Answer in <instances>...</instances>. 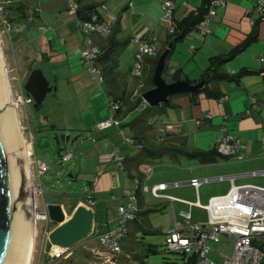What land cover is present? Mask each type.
Wrapping results in <instances>:
<instances>
[{
  "label": "crops",
  "instance_id": "crops-1",
  "mask_svg": "<svg viewBox=\"0 0 264 264\" xmlns=\"http://www.w3.org/2000/svg\"><path fill=\"white\" fill-rule=\"evenodd\" d=\"M73 1L78 8L95 6L101 20L108 22L109 38L93 36L92 43L99 50L104 48L108 41L117 44L113 53L117 55V63L123 56V75L118 77L113 69L111 76L104 77L102 82H99L96 75L91 78L80 64L78 57L79 51L84 47L83 35L75 15L67 10V0H26L31 6L28 8L26 21L31 23L29 19L32 15L42 20L39 28L43 30L38 28L39 35L36 40L40 44L38 48L45 50L48 56L41 54V61L44 57L47 61L45 64L52 69L51 75L56 76H51L53 85L57 86L51 108H56L59 103L60 117L76 114V121L67 128L69 130H65L68 132L59 130V127V132L53 129L57 133L67 135L69 140L71 137L73 142L66 145L71 147V160H76L74 179L82 184L83 194L92 193L93 205L89 209L94 215L92 235L95 240L94 248L90 249L91 254H99L96 238L101 231L115 225V209L124 202L121 193L124 190H133L134 178L142 180L146 189L147 180V183L153 180L151 186L168 185L162 194L175 199H152L153 201L149 202L144 199L138 202L136 199L135 220L141 212L139 207L143 211L140 215H159L162 219L171 214L177 217L178 211H188L190 226L204 225L206 213L189 204L197 203L199 207H203L209 199L224 195L230 185L264 188V177L251 175L264 171V149H260L258 142L264 135V81L258 74V60L264 54V19L259 20L254 13V0H218L223 6L214 9V16L207 27L201 30L197 26L181 42L174 45L166 59L164 74L167 78L179 73L181 80L197 83L208 67V60L225 55L241 44L251 32L252 25L256 23V39L222 66V72L234 77V80H211L207 83L209 91L216 96L206 98L199 94L192 102L187 96L175 95L169 99L167 107L144 119V124H141L142 118L138 116L147 106L141 103L137 109L139 115L127 121L129 114H124L116 118L118 127L107 129L97 126L111 116L106 104L116 100L122 91L132 95V90L136 87L137 81L129 79L128 71L137 44L152 37L155 39L156 49L159 45V49H155L156 54H160L166 48L163 43L167 25L161 21L160 0ZM170 1L173 6V23L195 11L201 3V0ZM15 29L20 35V27ZM19 35L16 36L19 37L17 42L20 44L22 37ZM31 43L36 48L34 41ZM57 55H60V58L57 59ZM150 63L151 58L144 59L145 66L142 71L145 75L149 72ZM62 73L67 77L66 85L61 80ZM134 98L136 97L132 96L130 100ZM206 115H209V118H206ZM122 138L131 139L132 144H123ZM224 138H229V142L236 147L234 157L222 158L217 155L211 162L200 163L184 155L214 151L216 141ZM150 145L160 149L162 156L138 161L141 157L140 147ZM113 148H117L123 158V171L115 168L110 160ZM148 160H158L153 166H157L160 171L153 179L149 178L152 167ZM144 166L150 168L148 175L141 172V167ZM228 178H231V183ZM191 180L206 182H201L194 189L189 185ZM173 184L176 186H170ZM138 196L143 197L144 194ZM75 202V207L82 205L78 198ZM168 221L178 224L171 216ZM131 228L132 233L135 232L136 228ZM168 228L171 229V224L167 225L166 229ZM221 237L231 244V254L233 239ZM218 241H207L206 246L208 242L215 244ZM252 244L260 246L261 241ZM229 255L218 253L220 262L208 258L207 260L220 264L222 257Z\"/></svg>",
  "mask_w": 264,
  "mask_h": 264
},
{
  "label": "built area",
  "instance_id": "built-area-1",
  "mask_svg": "<svg viewBox=\"0 0 264 264\" xmlns=\"http://www.w3.org/2000/svg\"><path fill=\"white\" fill-rule=\"evenodd\" d=\"M1 3H8L2 1ZM223 3L218 0H210L206 14L201 22L198 24L200 29H204L209 24L212 16H214V9L222 7ZM77 8L73 0H67V10L70 12L75 11ZM161 21L167 25V33L173 32L172 22V3L170 0H160ZM1 11V6H0ZM253 11L256 13L259 20L264 19V0H254ZM2 22V30H7L4 21ZM79 30L83 35L82 49L79 51V62L89 73L90 77L93 75L98 77L99 82H102V77L99 70L95 67V61L100 54V50L93 45L92 37L106 39L110 34L108 22L105 20H97L96 15H91L89 20L78 24ZM155 39L148 37L142 40L136 46V51L133 54L132 63L128 71L129 79L137 81L136 89L133 94L140 96L139 91L143 88V84L139 79L141 73V63L143 58H152L156 55V50L153 45ZM258 71L259 77L264 81V54L259 57ZM29 98L24 97V101L20 99L16 102V107L25 104H31ZM253 102V99H250ZM111 116L99 123L97 126L100 129H107L109 127H118V122L113 118V114L118 110H123V105L117 100L109 101L106 104ZM209 118V115H206ZM121 133V132H120ZM21 138L23 139L25 149V158L28 165V172L30 177V185L32 191L33 201L41 196L40 191L37 189L35 180L36 177L47 171L42 163L34 160L33 152L31 150L32 137H26L22 127H20ZM31 141H30V140ZM123 144L131 145V139L122 138ZM260 149H264V135L259 139ZM215 153L222 158L234 157L236 155V147L229 142V138L218 139L215 144ZM71 159V153L65 154L60 158V163L68 162ZM110 160L113 162L115 168L123 171V158L119 154L117 148H113L110 153ZM59 163V164H60ZM141 172L148 175L150 168L148 166L141 167ZM251 175H261L264 177V171L259 173H252ZM223 178H218L222 180ZM231 183V178H228ZM201 182L191 180L189 185L196 189ZM133 190H124L121 193L124 202L117 205L115 209L116 221L112 228L101 231L97 238V245L102 249L106 255L117 256L120 254V243L127 236V226L133 221L136 215V197L138 194H148L153 200L166 199L174 201L175 199L162 194L168 188V185L157 184L146 189L143 186V181L138 178L132 179ZM176 186V184L170 185ZM92 193L89 192L85 195L82 205L85 208L91 207L93 201L91 199ZM189 206H197L206 213V222L204 225L190 226V214L188 211H178L177 217L182 221V225H174L165 234L164 237V250L168 253L177 252L182 255V264H214L207 260V252L209 251L206 246L207 241L217 242L220 236L231 237L233 239V246L229 256H223L220 264H264V188L254 187L250 185L233 186L230 185L228 191L222 195L213 197L208 200L207 205L199 207L197 203L189 204ZM36 202L33 206L34 225L35 222H49L46 212L38 215L35 213ZM65 215V214H64ZM47 237V233H44ZM261 241L260 246H255L252 243ZM62 250V249H60ZM50 256L52 258H59L62 253H54L51 249ZM48 251V252H49ZM65 250H63L64 252ZM109 262V260H107ZM113 262H111L112 264Z\"/></svg>",
  "mask_w": 264,
  "mask_h": 264
},
{
  "label": "rangeland",
  "instance_id": "rangeland-1",
  "mask_svg": "<svg viewBox=\"0 0 264 264\" xmlns=\"http://www.w3.org/2000/svg\"><path fill=\"white\" fill-rule=\"evenodd\" d=\"M2 1L3 0H0V6L2 4ZM25 1L26 0H11V2H16L17 5H21L27 15L28 8L31 6ZM29 20L31 21V23L26 21L25 24H22L20 27V30L22 32H20L21 34L19 35L22 37L20 39V44L17 41L15 42V40H13V42H15L14 44L10 39L12 32L10 34L8 33L12 29L6 21L4 22L5 25L9 27L8 31L1 32L2 22L0 18V51L3 55V64L5 65V77L7 79V82L9 83L10 98L12 103V105L10 104V106H13L15 108L20 127H22L24 134L26 133L25 136L28 138L29 136L32 137L31 150L33 152L34 160L42 163L45 167H47V171L45 173L36 177L35 184L37 189L40 191L41 196L37 197L36 201H32V209L33 205H35L36 202L37 209L34 210V212L38 213V215H41L45 213L46 205L43 202L58 205L60 204L65 217L69 218L70 214H68V211L70 207L72 206L76 198L83 197L84 190L82 184L74 179L75 174H73V172L75 171V158H73L72 160L70 159L71 161L69 160L68 162H62L59 164L60 158L63 155L71 153V147L62 142H60L58 147H56L53 141L54 133L49 130V127H53L57 131L59 127V130H63L66 133L68 131L65 130H69L67 128L71 126V123L76 121V114H72V116L71 114H69V116L64 115L60 117L59 103L57 104L56 108H51L54 97L53 92L46 95L44 101L41 103V106L37 111H34L32 109V104H25L23 106H19L18 108L15 105L18 99H20V101H24L22 85L24 84L30 71L35 69L40 70L46 80L50 81L51 86L53 85L51 76L53 75V77H56L54 74L51 75L50 72L52 71V69L48 68L45 63L41 62V54H44L45 57L48 56L46 55L47 53H45V50L38 48L40 44L39 41L36 40L39 35V29L43 30L39 28L41 26L39 25L40 21L42 20L34 18L33 15ZM32 41H34L36 48L31 43ZM153 45L156 49L155 42L153 43ZM158 46L156 50L159 49ZM38 51L40 53H38ZM60 55H57L56 58H60ZM116 56L117 55L113 56L114 70L119 77L125 73V69H123L122 66L123 56L120 57L122 60L119 61L118 59V63L116 60ZM144 59L145 58H143L141 63L142 67L145 66ZM44 61L47 62L46 59H44ZM120 62L121 64L119 65ZM153 62L154 58H151L150 69L147 75H145V72L142 71L141 68L140 77L137 80L142 79L141 82L143 84V87L149 86V79L151 77L150 71L153 70ZM58 65L59 64H56V66ZM163 78L165 81L168 80L165 75L163 76ZM61 80H63V83L65 85L67 84V81H65L67 80V77L66 75H64V73H62ZM53 87H55V85H53ZM135 89L136 88H134L132 91H134ZM142 89L139 91V94L143 92ZM133 96L137 97L136 94H134ZM139 107L140 106H137L133 111L127 113L129 114L127 115L129 116L127 118V121L133 118L135 115H139V111H137ZM56 135L59 136L64 134L56 132ZM64 136L66 137L67 135ZM70 141L71 137L69 143ZM45 142H48V147L40 148V146H42ZM59 149L61 150L60 152L58 151ZM148 162H150V165L152 167L149 178L153 179L154 175H156V173L160 171L158 170L157 166H153L154 163L158 162V160H148ZM147 182L148 180L145 184L149 189L153 180L149 183ZM142 199H144V201L146 200L145 202L153 201L147 193L144 194L143 197L139 196L138 201H141ZM138 209L141 212L136 219V230L132 233L133 230H131V228L129 227L127 236L121 243L120 254L117 256H110L108 254L105 255L106 253L98 247L97 241L96 245L98 247L97 251H99V254H91L90 249L94 248L93 244L95 240L92 235L94 231L92 230L87 238L78 242L71 249L65 250L64 252L63 250L59 249V252L62 253L59 258H52L49 251V258L45 261L44 248L47 241L46 235L44 233L48 234L54 228V225L50 222L36 221L34 226V230L36 231H34L31 253L32 258L30 257L31 264H111V262H113L112 264H137L133 259V255L139 253V247H143V250L148 254L145 258L147 264H182V255L177 252L168 253L164 250V237L170 229H166L167 225L171 224L172 228L174 225H182V222L172 214L165 216V220L162 219L159 215L153 216L147 213L140 215L141 213H143V211L140 207ZM170 216L178 224L174 223V221H168L170 219ZM218 240V243L215 244L211 242L207 243V247L208 249H210V251L207 253V258L215 262L219 261V258L217 257L218 253H222L224 255L230 254L229 247L231 246V244L229 242H225L221 236L218 238ZM149 246L150 251L147 252L146 250ZM93 250L96 251L95 249ZM67 253L69 254L66 255ZM107 260H109V262H107Z\"/></svg>",
  "mask_w": 264,
  "mask_h": 264
},
{
  "label": "water",
  "instance_id": "water-1",
  "mask_svg": "<svg viewBox=\"0 0 264 264\" xmlns=\"http://www.w3.org/2000/svg\"><path fill=\"white\" fill-rule=\"evenodd\" d=\"M171 48L172 44L169 42L159 54L151 73L152 88L139 96L148 108L154 109L165 105L171 97L178 94L194 93L204 84V80L192 85L182 80L173 82L164 80L166 59ZM2 58L0 51V264H28L32 227L35 226L31 190L21 144L22 138L17 125L18 118L15 108L10 106L12 103L2 70L5 66ZM22 92L25 98L32 101V109L37 111L47 94L56 93V87L50 86L42 72L35 69L30 71L22 85ZM49 130L54 133L53 141L56 147L60 142L69 143L67 136L56 135L53 127H49ZM72 142L71 140L69 144ZM48 145V142H45L40 148H46ZM45 212L48 221L54 225L46 237L45 261L48 260V251L52 247L69 250L87 238L92 231L94 215L90 209L82 205L75 207L69 218L65 217L62 207L58 204L46 205Z\"/></svg>",
  "mask_w": 264,
  "mask_h": 264
},
{
  "label": "trees",
  "instance_id": "trees-1",
  "mask_svg": "<svg viewBox=\"0 0 264 264\" xmlns=\"http://www.w3.org/2000/svg\"><path fill=\"white\" fill-rule=\"evenodd\" d=\"M209 2H210V0H201L199 7L197 9H195V11H192L191 13H189L187 16H185L179 22L173 23V32L166 34L163 46H166L170 42L172 44V48H171V51H172L173 47L176 43L181 42L190 32L194 31V29L197 28L198 24L201 22L204 15L206 14ZM73 13L75 15V19H76L78 24L81 22H85V21L89 20L91 15H96L97 20L101 21L100 16L97 14V12L95 10V6H86V7H81V8L77 7L76 10L73 11ZM0 18H1V21H6L7 24L10 25V28L12 30L8 33L10 34L12 32L10 39H11V42L15 44V42L18 41V39H19V37L16 36L17 34L19 35V33H16L15 28L21 27V25L25 24V22H26V13H25L24 9L22 8L21 5H17L16 2L2 3L1 4V11H0ZM6 27H7V25H6ZM8 28L9 27H7V30H5L4 32H7ZM20 32H21V30H20ZM256 33H257L256 23H254L252 25L251 32L247 35L246 39L241 44H239L235 48L231 49L225 55H222V56L208 60V67L200 75V78L198 80V81L204 80V84L199 90H197L196 92L191 93V94L182 93V94H178V95L187 96L189 99H191L192 102L195 101V98L199 94H203L206 98L207 97L213 98L214 96H216L212 92L209 91V89L207 88V83L211 80H217V81L218 80H225V81H233L234 80V77H230V76H228L222 72V66L226 62L233 59L242 50H244L245 47L249 43L254 41L256 39ZM12 37H14L13 40H15V42H13ZM108 38H106V39H108ZM116 45H117L116 43L108 41L107 45L104 48L100 49V50H102V52L100 51V54L95 61L96 69L98 67H100L99 73L102 77V80L104 77L107 78V77L111 76L110 73L114 69L113 56L115 55V53H113V50L116 48ZM158 56H159V53H157L154 57V62H153L152 68H154V65H155V62H156V59ZM44 57H42V61H41L42 63H46L44 61V59H45ZM150 73H152V71H150ZM164 75L165 74H163V76ZM177 80H181L180 75H179V73H174L171 76H169L167 82H173V81H177ZM182 81H185L191 85L195 83V82L188 81L186 79H182ZM150 88H152L151 77L149 79V86L143 87L142 91L144 92ZM136 96L137 97L133 99L134 101L130 100V99H132V95L127 93V92L122 91V93L118 96V98L116 100L118 102H120L121 105H123V110H118L117 112H115L112 115L113 118L116 119L118 117H122L124 114H127V113L133 111L135 109V107H137L139 105V103L141 104L142 103L141 99L139 98L138 95H136ZM168 104H169V100H168L167 104L162 105L158 108L152 109V108L145 107L143 109V111L141 112V114L138 116V118H142L141 124L145 123L144 119H146L147 117H149L152 114H155V112H157L158 110H162V108L167 107ZM140 150H141V154H140L141 157L137 159L138 161L144 160L146 158L147 159H156V158H160L162 156L161 150L152 148V145L141 146ZM184 155L188 158L196 159L200 163L211 162L215 159V157H218L217 154L215 153V151H213V150L206 152V153H192V154H184ZM85 195H86V193L83 195L82 198H78V200L80 202L84 201ZM136 199H137V201L139 200L138 194H136ZM75 204H76V202L70 207L68 214H71V212L74 210ZM132 226H134L136 228L135 218L130 223V225L128 224L127 229H129V227L131 228ZM133 240H134V237H133ZM122 241H121V243H122ZM121 243H120V247H121ZM149 248H150V246L146 250L147 252L150 251ZM139 249H140L139 253L133 255L134 261L137 264H147L145 261V258L147 257L148 254L143 250V247L142 248L139 247Z\"/></svg>",
  "mask_w": 264,
  "mask_h": 264
},
{
  "label": "bare ground",
  "instance_id": "bare-ground-1",
  "mask_svg": "<svg viewBox=\"0 0 264 264\" xmlns=\"http://www.w3.org/2000/svg\"><path fill=\"white\" fill-rule=\"evenodd\" d=\"M3 59V58H2ZM3 62V61H2ZM3 66H4V64H3ZM2 70H3V74H4V78H5V83H6V87H7V91H8V96L10 95V89H9V83L7 82V80H6V77H5V69H4V67L2 68ZM7 72V71H6ZM9 100H10V98H9ZM17 114V113H16ZM18 118V117H17ZM18 130L20 131V124H19V121H18ZM20 133V132H19ZM20 135V134H19ZM21 144H22V149H23V153H25L24 151H25V149L27 148V146H24V144L22 143V140H21ZM24 158H25V154H24ZM25 162H26V167H27V171H28V165H27V161H26V158H25ZM28 176H29V172H28ZM29 183H30V177H29ZM30 190H31V185H30ZM31 203H32V191H31ZM34 206V205H33ZM33 220H34V215H33ZM35 228V227H34ZM34 228L32 227V244H31V251H30V256H29V261H28V264L30 263L31 264V262H30V257H31V253H32V245H33V237H34V231H36V230H34ZM54 253H56V254H58V253H60L59 252V248H56V247H52V249H51ZM32 258V257H31Z\"/></svg>",
  "mask_w": 264,
  "mask_h": 264
},
{
  "label": "flooded vegetation",
  "instance_id": "flooded-vegetation-1",
  "mask_svg": "<svg viewBox=\"0 0 264 264\" xmlns=\"http://www.w3.org/2000/svg\"><path fill=\"white\" fill-rule=\"evenodd\" d=\"M30 73V72H29ZM48 83H49V85L51 86V83H50V81H48ZM32 104V103H31Z\"/></svg>",
  "mask_w": 264,
  "mask_h": 264
}]
</instances>
